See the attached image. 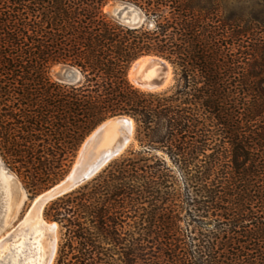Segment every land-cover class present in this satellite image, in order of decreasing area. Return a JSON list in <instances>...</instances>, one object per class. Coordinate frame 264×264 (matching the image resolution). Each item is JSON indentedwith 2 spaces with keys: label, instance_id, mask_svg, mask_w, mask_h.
Returning <instances> with one entry per match:
<instances>
[{
  "label": "trees",
  "instance_id": "obj_1",
  "mask_svg": "<svg viewBox=\"0 0 264 264\" xmlns=\"http://www.w3.org/2000/svg\"><path fill=\"white\" fill-rule=\"evenodd\" d=\"M111 1L0 0V158L28 192L109 117H131L140 146L49 205L54 264H264V18L120 0L144 17L129 26ZM143 55L170 63L169 89L129 81ZM57 64L77 81L53 80Z\"/></svg>",
  "mask_w": 264,
  "mask_h": 264
},
{
  "label": "bare ground",
  "instance_id": "obj_2",
  "mask_svg": "<svg viewBox=\"0 0 264 264\" xmlns=\"http://www.w3.org/2000/svg\"><path fill=\"white\" fill-rule=\"evenodd\" d=\"M135 64V69L133 66V69L130 72V80L135 86L140 89L142 88V90L159 77L163 75L170 77V74L172 73V71L170 73V66L167 62L154 56H144L138 59ZM133 128L134 122L128 116L110 118L101 124L92 133L90 139H88V146L83 153L86 158L91 159V163L86 166V170L80 168L77 171L74 170L71 172L59 188L61 190H66L81 181L82 178L86 176L88 170H91L102 158L111 153L112 150L115 149L114 147L118 146L117 141L114 140L118 131L122 130L130 136L133 132ZM41 215V206L32 207L20 226V228H30L31 234L24 233V230L21 232V229L19 228V231L17 230L13 232V234H15V237H11L13 240L9 238L11 234H7V236L0 240V254L3 253V250L7 251L6 249H10L9 246L11 245L15 247L18 250L17 252L22 256H24L25 253L29 256L31 252L34 251L33 254H35L36 259L33 260L31 259L32 257L29 258L31 259L30 262H32V264H34V262L36 264H45L51 247L53 246L54 238L57 236L56 232H58L57 229V231L54 230V227H57L58 225L56 223L48 224ZM43 229H45V231ZM16 234H19L17 239ZM45 234H47V236L43 242L45 244L44 247L42 246V241Z\"/></svg>",
  "mask_w": 264,
  "mask_h": 264
},
{
  "label": "rangeland",
  "instance_id": "obj_3",
  "mask_svg": "<svg viewBox=\"0 0 264 264\" xmlns=\"http://www.w3.org/2000/svg\"><path fill=\"white\" fill-rule=\"evenodd\" d=\"M122 3H124V2H122L120 0H113L105 6L104 10L110 16L114 17L117 20H118V18H122V19L126 18L131 13H134V12L136 15H141L137 9L132 8V7L123 6ZM223 5H224V9L226 10V12H236V13L245 12V13H251L253 16H260V17L264 18V0H223ZM166 62L170 66V73L172 71V73L170 74V78H173V81L170 83L169 87H166V88H163L160 90H156V91H152V92L165 91V90L169 89L175 83V75H174L173 69H171L172 66L170 65V63L168 61H166ZM132 69H133V66H130V68L128 70V72H129L128 78H129L130 82H131L130 72L132 71ZM60 70H61V72H64L65 74H67L69 76H72V77L76 76V74L73 72V70H71V68H69L68 66H65L62 64H57V65H54L50 70V76L53 80H58L57 74H58V72H60ZM135 87H137V86H135ZM141 90H142V88H141ZM143 90L149 91L147 89H143ZM139 148H140V146L138 144V141L135 138V125H134L133 138H132V141H131L129 147L123 152L122 155H120L116 159L121 158L122 156L126 155L131 150L139 149ZM0 160L2 162V167L7 169V172L4 174V176H3V171H2V173L0 171V240L3 239L5 236H7V234L12 235L13 232H15L17 230L19 231V229H21L20 230L21 232H22V230H24L23 231L24 233L31 234L30 228H28V227H26V228L21 227L20 228V226L32 208L31 204H32L33 199L39 193H41L44 190H42V191H40L34 195L29 193L28 190L26 189V187L20 181V179H18V177L10 169H8L5 166V164L3 163L1 158H0ZM74 160H75V158H74ZM74 160H73V162H74ZM102 170H100L96 175H94V177L97 176ZM94 177H92V178H94ZM91 179H89L88 181H90ZM56 199L57 198L48 201L41 208V214H42L41 216L48 224H52L53 222H55L54 220H52L50 217L47 216L46 212H47L49 205ZM55 223L58 225L57 222H55ZM43 230L45 231V229H43ZM57 230H58V232H56V235H57L56 253H55L52 264H54V262H55V259L57 256V250H58L60 240H61V231H60L59 226H57ZM11 235L9 236L10 239L15 237V234H13L12 236ZM18 235L16 234V239L18 238ZM46 236H47V234L44 235V239L42 241V246H44V247H45V244L43 242H44ZM9 248L10 249H6L7 251L3 250V253L0 254V264H25V263L26 264H32V262H30L31 259H33V260L36 259L35 254H33L34 253L33 250H32L33 252H31V254L29 256H27V253H25V255L22 256L21 254H19V252H17L18 250L15 247L10 245ZM26 256L28 257V259ZM29 258H31V259H29ZM23 259H24V261H23ZM34 264H36V263L34 262Z\"/></svg>",
  "mask_w": 264,
  "mask_h": 264
},
{
  "label": "water",
  "instance_id": "obj_4",
  "mask_svg": "<svg viewBox=\"0 0 264 264\" xmlns=\"http://www.w3.org/2000/svg\"><path fill=\"white\" fill-rule=\"evenodd\" d=\"M123 6L126 7H132L126 4H123ZM133 8V7H132ZM134 12V11H133ZM119 21L129 25V26H137L140 25L143 21H144V17H142L141 15H136L135 12L131 13L128 17L126 18H118ZM143 56H154L156 58H159L163 61H165L163 58L156 56V55H143ZM141 56V57H143ZM141 57L137 58L131 66H134V69L136 67V61L138 59H140ZM166 62V61H165ZM71 70H73V72L76 73V71L71 68ZM57 79L59 81L62 82H67V83H73L75 81H77L78 76L72 77L69 76L67 74H65L64 72H58L57 74ZM173 81V78L170 77H166L165 75L159 77L157 80H155L153 83H150V85H147L145 89L149 90V91H156V90H160L166 87H169L170 83ZM119 116V115H117ZM127 116V115H125ZM129 117V116H128ZM112 117H109L107 119H105L104 121H102L100 124H98L87 136L86 138L83 140V142L81 143L75 160L72 164V166L70 167V169L68 170V172L64 175V177L62 179H60L58 182H56L55 184H53L52 186H50L49 188H47L46 190L42 191L41 193H39L32 201L31 206L32 207H40L41 208L44 206L45 203H47L48 201L58 198L80 186H82L83 184H85L89 179H91L92 177H94V175H96L100 170H102L105 166H107L110 162H112L113 160H115L117 157H119L120 155L123 154V152L129 147L132 138H133V132L132 134L129 136L128 134L124 133V131L119 130L118 133L116 134V138H114L115 141H117L118 146L114 147L115 149L112 150L111 153L107 154L104 158H102L97 165H95L91 170H88L86 176H84V178H82L81 181H79L77 184L73 185L72 187L66 189V190H61L59 187H61L62 183L66 180V178L69 176V174L71 172H73L74 170L77 171L78 169L82 168V170H86V166H88L91 163V159L90 158H86L83 154L85 149L88 146L90 136L92 135V133L101 125L103 124L105 121H107L108 119H110ZM130 119H132L131 117H129ZM133 120V119H132ZM134 130V128H133ZM85 159V160H84ZM87 159V160H86ZM85 168V169H84ZM0 171L2 173V171L4 172V174L7 172V169L2 167V162L0 160ZM55 223V222H53ZM57 227H54V230H56ZM56 242H57V236H55L54 238V243L53 246L51 247L50 253L46 259L45 264H52L55 253H56Z\"/></svg>",
  "mask_w": 264,
  "mask_h": 264
}]
</instances>
